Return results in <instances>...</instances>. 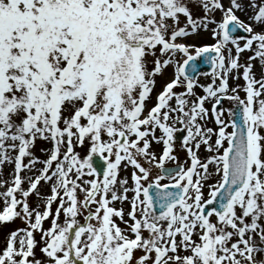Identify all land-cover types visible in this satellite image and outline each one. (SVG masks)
I'll list each match as a JSON object with an SVG mask.
<instances>
[{
	"label": "snow or ice",
	"instance_id": "obj_1",
	"mask_svg": "<svg viewBox=\"0 0 264 264\" xmlns=\"http://www.w3.org/2000/svg\"><path fill=\"white\" fill-rule=\"evenodd\" d=\"M194 2L0 0V264H264V0Z\"/></svg>",
	"mask_w": 264,
	"mask_h": 264
},
{
	"label": "rangeland",
	"instance_id": "obj_2",
	"mask_svg": "<svg viewBox=\"0 0 264 264\" xmlns=\"http://www.w3.org/2000/svg\"><path fill=\"white\" fill-rule=\"evenodd\" d=\"M194 8H195V2L193 0V5H192ZM238 15H240V13H237ZM218 18H219V14H218ZM241 18L243 19V16H241ZM248 55L247 53L243 54V56H246ZM243 56H242V59H243ZM199 80L201 83H207L208 82V79L204 76H200L199 77ZM242 82V81H240ZM243 95V94H241ZM225 103V107L228 106L227 102H224ZM225 118L227 119V116H225ZM177 145H179V143H177ZM39 147V145H38ZM179 150V149H178ZM37 154H40L39 152ZM181 156H183V153H180ZM170 165V164H169ZM10 168L11 166H8L6 168L3 169V173H4V177L7 178L8 176V172L10 171ZM47 189L46 188H41V192H46ZM205 194H206V190H205ZM33 200H35V197H32ZM0 207H2V205H0ZM45 227L48 226V223L45 222ZM17 227H23V224L20 220H16L14 222H11V223H0V245L3 244L4 242V239L6 238L7 234L9 233L10 230H13Z\"/></svg>",
	"mask_w": 264,
	"mask_h": 264
}]
</instances>
